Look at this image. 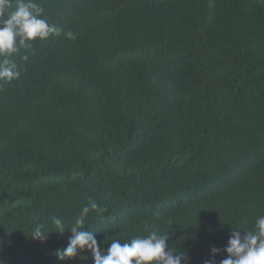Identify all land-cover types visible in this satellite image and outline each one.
<instances>
[{"label":"trees","instance_id":"obj_1","mask_svg":"<svg viewBox=\"0 0 264 264\" xmlns=\"http://www.w3.org/2000/svg\"><path fill=\"white\" fill-rule=\"evenodd\" d=\"M218 1L38 0L77 38L37 42L28 61L22 50L20 78L0 86V264H93L87 251L57 257L70 231L30 237L40 223L54 230L53 215L70 228L89 198L106 209L85 228L104 253L113 238L167 230L187 264L213 246L219 264L231 231L243 239L264 215V0ZM200 11H219L216 47L201 76L194 58L180 74L205 76L210 95L189 96L178 74L158 96L136 53L155 39L173 49L168 26ZM221 84L230 100L214 96ZM120 212L128 224L114 232Z\"/></svg>","mask_w":264,"mask_h":264},{"label":"clouds","instance_id":"obj_2","mask_svg":"<svg viewBox=\"0 0 264 264\" xmlns=\"http://www.w3.org/2000/svg\"><path fill=\"white\" fill-rule=\"evenodd\" d=\"M218 2V0H210L209 7L217 6ZM218 12L211 11L209 14L206 11H200L195 20L180 24L179 30L176 29V22L173 21L167 28L168 37L174 40L172 41L173 49L158 46L157 39L152 40L154 42L147 47H140L136 54L137 57L141 56L145 59L141 68V70L146 68L143 76L149 81L153 91L156 90L158 96L163 94L160 91V86H164L166 82L175 83L173 80H178V74L184 69L190 58H194L193 65L195 68H199L200 76L203 69H207L201 67L200 64L202 59L210 56L215 50L214 39L220 20ZM62 33L67 39L75 40L77 38L74 32L65 31L50 24L44 16V8L38 0H0V86L11 84L21 76L14 56L23 50L25 54L21 55L20 59L28 61L37 42L46 41L53 35L60 36ZM156 64L170 66L171 76L153 71L152 67H155ZM180 75L182 79L178 80L179 83H189L187 89H183L189 96L210 95L204 84L205 76L198 81H192L193 78L186 79L183 74ZM220 88L221 93L214 96L221 100H230L231 97L224 90L222 84ZM233 101L236 100L233 99ZM122 102L128 101L125 97L120 96L119 103ZM244 110L245 108L242 106L239 111ZM227 184H230V180H227ZM237 184L235 183V185ZM105 211L106 209L100 207L95 199L89 198L70 228L66 229L64 221L53 215L51 222L54 230L45 234V226L40 223L34 227L30 237L43 241L51 232L62 236L66 231H70L72 235L67 247L57 250L59 253L57 257L61 260L74 259L78 253L87 251L91 253L93 264H187V256L184 252L169 247L170 234L166 233L167 230L162 233L153 230L146 236L138 235L124 243L113 238L107 252L104 253L98 246L96 232L85 230V228L90 212L103 213ZM127 221L124 219L123 213L120 212L114 224V232L127 226ZM244 232L246 235L242 239L240 229L231 231L227 246L223 249L227 253V257L220 260L219 264H264V215L256 219L251 230ZM220 251L221 249L213 246L211 257L204 264H216L215 257Z\"/></svg>","mask_w":264,"mask_h":264}]
</instances>
